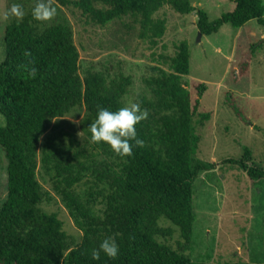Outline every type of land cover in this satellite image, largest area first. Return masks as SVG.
Here are the masks:
<instances>
[{
    "label": "trees",
    "instance_id": "16d2710c",
    "mask_svg": "<svg viewBox=\"0 0 264 264\" xmlns=\"http://www.w3.org/2000/svg\"><path fill=\"white\" fill-rule=\"evenodd\" d=\"M10 2L20 4L25 15L7 22L5 58L0 63V114L5 121L0 126V148L7 163L0 264H209L192 262L184 254L197 218L194 182L218 166L197 157V128L210 120L211 113L197 111L206 86H197L193 106L183 83V76L190 73L186 42L173 56H161L167 69L155 66L143 79L148 94L139 95L136 103L148 116L136 130L144 143L133 146L131 156L115 154L104 142L78 139L61 120L84 110L80 126L91 136L89 125L98 108L124 107L122 99L132 85L121 72L81 73L80 50L65 10L79 12L98 27L122 21L127 31L137 29L138 38L155 48L165 34L166 20L154 15L164 6L187 15L196 10L191 0H51L57 14L49 21L33 19L36 0ZM234 4L232 11L214 20L197 9L198 31L209 36L225 24L240 28L256 19L264 32L262 0H234ZM242 65L245 73L247 63ZM222 164L238 167L252 180H264V169L251 162L248 150L241 159ZM38 174L51 190L43 187ZM52 192L81 231L80 244L73 245L57 214L42 210V204L55 199ZM161 217L178 228L177 249L157 239H170L175 233L158 225ZM108 237L119 246L117 258L101 252L100 259L93 260L92 250Z\"/></svg>",
    "mask_w": 264,
    "mask_h": 264
},
{
    "label": "rangeland",
    "instance_id": "374dc122",
    "mask_svg": "<svg viewBox=\"0 0 264 264\" xmlns=\"http://www.w3.org/2000/svg\"><path fill=\"white\" fill-rule=\"evenodd\" d=\"M191 3L196 10H205L210 20L235 7L234 0H191ZM12 4L10 0H0V63L5 58V26L10 18H15H5ZM196 10L181 15L169 6L160 9L154 17L166 20V31L155 48L138 38L137 29L127 31L122 21L98 27L77 11L65 13L80 50L82 74L94 69L111 76L121 72L131 78L132 85L122 99L124 107L136 103L139 95L148 94L143 79L152 74L153 67L167 69L161 56H173L180 43L188 44L190 73L183 76V83L193 106L197 86H206L197 111L211 113L210 120L197 128L200 136L197 157L218 166L201 173L194 182L197 218L184 254L192 262L209 264L264 263V180H252L238 167L222 164L227 159H241L248 150L251 162L264 169L263 28L252 19L240 28L225 24L218 32L199 39ZM243 63H247L245 73ZM84 117L85 111L79 109L61 120L65 129L78 139L91 142L90 134L80 126ZM4 125L0 114V126ZM0 158L1 209L7 199V163L1 148ZM38 177L43 187L51 190L48 181L41 174ZM53 195L55 199L42 204V210L57 214L73 245L80 244L81 231L60 197ZM158 225L175 231L170 239H157L177 249L178 228L163 217Z\"/></svg>",
    "mask_w": 264,
    "mask_h": 264
},
{
    "label": "clouds",
    "instance_id": "9594fccd",
    "mask_svg": "<svg viewBox=\"0 0 264 264\" xmlns=\"http://www.w3.org/2000/svg\"><path fill=\"white\" fill-rule=\"evenodd\" d=\"M57 14V9L52 6L51 0H36L32 8L31 15L36 21H49ZM25 15L23 8L18 3H13L5 13V18L15 17L22 19ZM30 55V53H25ZM35 69L31 70V75H35ZM148 116L147 110L141 109L137 103L130 106L121 107L116 111L105 108H98L96 119L90 123L91 142H104L110 146L111 150L121 156H131L133 146L143 147V141L137 137L136 125L145 120ZM134 142V144L132 143ZM103 252L107 257L115 259L119 254V246L112 237L103 239L98 249H93L91 257L93 260L100 259Z\"/></svg>",
    "mask_w": 264,
    "mask_h": 264
},
{
    "label": "water",
    "instance_id": "95a60500",
    "mask_svg": "<svg viewBox=\"0 0 264 264\" xmlns=\"http://www.w3.org/2000/svg\"><path fill=\"white\" fill-rule=\"evenodd\" d=\"M201 36H202V34L199 32V33H198V38L200 39Z\"/></svg>",
    "mask_w": 264,
    "mask_h": 264
},
{
    "label": "crops",
    "instance_id": "0c3cea01",
    "mask_svg": "<svg viewBox=\"0 0 264 264\" xmlns=\"http://www.w3.org/2000/svg\"><path fill=\"white\" fill-rule=\"evenodd\" d=\"M215 170V169H214Z\"/></svg>",
    "mask_w": 264,
    "mask_h": 264
}]
</instances>
